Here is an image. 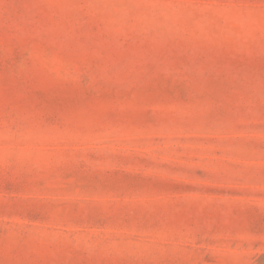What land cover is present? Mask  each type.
Returning a JSON list of instances; mask_svg holds the SVG:
<instances>
[{
  "label": "rangeland",
  "instance_id": "rangeland-1",
  "mask_svg": "<svg viewBox=\"0 0 264 264\" xmlns=\"http://www.w3.org/2000/svg\"><path fill=\"white\" fill-rule=\"evenodd\" d=\"M0 264H264V0H0Z\"/></svg>",
  "mask_w": 264,
  "mask_h": 264
}]
</instances>
